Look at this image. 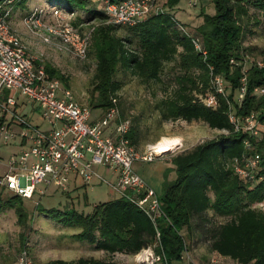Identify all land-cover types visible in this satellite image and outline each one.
<instances>
[{
	"label": "trees",
	"instance_id": "1",
	"mask_svg": "<svg viewBox=\"0 0 264 264\" xmlns=\"http://www.w3.org/2000/svg\"><path fill=\"white\" fill-rule=\"evenodd\" d=\"M47 1L71 11L70 21L74 25L88 18L99 20L90 26L86 52L95 59L91 90L96 95L90 100L93 107H110L112 97L118 106L117 91L122 80L115 75L120 63L148 83L160 80L164 64L173 60L171 71L166 72L172 88L164 89V94L154 103L160 121L202 120L209 127L226 132L221 131L171 157L176 176L158 194L162 214L155 223L123 195L96 203L85 213L73 207H42L36 202L38 212L75 228L70 238L85 240L92 248L108 253H135L152 246L158 239L153 249L167 264H180L181 254L187 248L183 227L190 236L193 229L197 232L198 226L203 225L209 232L205 236L211 250L232 258L236 264H264V209L255 206L264 200V131L253 136L234 130L228 114L231 106L238 115L259 111V116H264V94L254 92L255 86L264 84V47L260 50L263 65L258 66L253 60L246 67V90L242 99L233 97L244 73V56L256 47L242 42L243 21L249 17L248 5L264 13V0H211L214 11L202 10L201 21L193 26L178 19L170 9L126 25L106 22L103 9L86 0ZM178 1L164 2L172 7ZM178 22L186 27V32L178 28ZM119 25L129 28L135 37V47H129V38L116 32ZM192 38L200 41L206 49L205 55L195 48ZM44 67L49 75L64 80L62 73L48 63ZM215 74L224 77L226 92L218 94L217 105L210 107L199 94L215 90L211 82ZM138 133L130 123L126 135L134 145L140 139ZM252 153L259 154L254 178L240 177L233 171L231 160ZM5 208L14 211L19 224L25 223L27 212L19 195L0 197V211ZM208 209L213 215L226 217L225 220L212 225ZM61 261L56 259L50 263ZM74 262L103 264L92 257H77Z\"/></svg>",
	"mask_w": 264,
	"mask_h": 264
},
{
	"label": "built area",
	"instance_id": "2",
	"mask_svg": "<svg viewBox=\"0 0 264 264\" xmlns=\"http://www.w3.org/2000/svg\"><path fill=\"white\" fill-rule=\"evenodd\" d=\"M17 0L0 1V143L18 138L20 146L8 152L0 160L5 170L0 174V188L11 191L22 198L31 199L33 194L46 193V187L53 185L59 191H68L71 176L85 184L93 177L107 183L119 195L126 196L137 204L155 223L162 214L161 202L155 190L136 171L137 160H152L161 151L150 145L139 150L126 135L130 119L122 118L112 97L113 104L106 108L100 117L90 119V107L75 99L72 91L64 86L59 78L49 75L44 63L27 46L17 31L10 25L11 7ZM101 3L105 21L115 24L132 25L152 14L166 10L160 0H86ZM194 5L196 0H189ZM71 11L51 5L49 9L33 5L20 20L26 32L43 44L65 52L76 58L86 56L89 31L71 23ZM178 28L186 32V27L178 22ZM193 44L203 55L206 49L197 38ZM232 60V59H231ZM258 66L261 58L254 59ZM246 67L240 77L239 100L246 90ZM215 90L199 94L200 99L210 107L218 103V94H225V79L220 74L211 77ZM15 90L35 100L40 107V117L48 123L47 128H39L15 112ZM254 92L264 94V84L254 87ZM8 117H4L5 113ZM229 119L234 130H243L253 136L260 134L259 124L264 116L259 111L238 115L229 107ZM264 114V112H263ZM113 124V133L106 128ZM226 132V130H222ZM245 144L249 142L245 140ZM259 154L252 153L234 157L231 160L233 171L240 177L254 178L258 168ZM93 165H103L115 173V180H107L96 173ZM159 237V231L156 232ZM158 240V239H157ZM142 248L134 253L139 264H155L163 261L153 246ZM143 250V251H142ZM180 264H199L185 248ZM231 260L227 262V260ZM12 264H76L72 261L45 263L34 260L22 248ZM114 264V263H108ZM207 264H236L230 257L215 254Z\"/></svg>",
	"mask_w": 264,
	"mask_h": 264
},
{
	"label": "rangeland",
	"instance_id": "3",
	"mask_svg": "<svg viewBox=\"0 0 264 264\" xmlns=\"http://www.w3.org/2000/svg\"><path fill=\"white\" fill-rule=\"evenodd\" d=\"M166 0H160L166 10L170 9L175 16L185 22L189 26H193L201 21V11L205 10L212 13L214 11L213 2L211 0H196L197 3L192 5L189 0H179L174 6L170 7ZM93 3V2H90ZM97 7L102 8L101 3H93ZM41 6L44 9H49L51 3L47 0H21V2L12 5L9 16L10 25L17 31L21 38L26 42L29 49L43 63H48L53 68L62 73L64 80L60 82L67 86L73 93L75 99L79 102L86 103L91 113L99 111V108L92 107V102L96 92L91 90L95 59L88 52L84 58H76L65 52L55 50L51 46L43 44L38 39L31 37L21 23L20 17L22 14L29 11L33 6ZM249 17H245L244 34L242 42L244 45L256 46L249 51L243 60V66L247 67L256 58H262L260 52L264 47V13L260 9L248 5ZM256 20H259L257 22ZM99 22L96 18H88L79 26L82 30H87L94 23ZM116 32L122 36L129 38L128 46L135 47V37L126 25H119ZM174 61H169L164 64L163 74L159 80H151L145 83L140 78L134 75L131 70L119 64L118 71L115 77L122 80V86L117 91L118 107L121 116L130 119L131 126L138 130L140 139L143 143L136 145L139 150L146 149L149 144H153L161 136L174 137L176 134H181L180 143L170 150L162 151L152 160H137L134 163L138 165L137 172L144 180L153 187L157 194H160L168 181H171L176 176L175 164L171 157L184 150L189 149L198 142L211 138L222 130L209 127L202 120L186 121L183 119H168L160 121L159 112L154 108V103L164 94V89H171L172 82L167 78L166 72H170ZM229 89H227L228 91ZM14 96L16 99L15 112L23 116L30 123L36 124L39 128H47L48 123L40 117V107L38 103L15 90ZM233 97L239 100L240 94L237 90L234 91ZM92 107V108H91ZM1 114V113H0ZM6 112L4 117H8ZM260 132L264 131V121L259 124ZM176 137V136H175ZM148 142H145V141ZM20 146L19 139H10L7 143H0V160H4L8 152H14ZM153 168H159L162 175H158V171ZM96 173L104 176L107 180L112 181V175L107 167L103 165H93ZM5 170L4 165L0 162V174ZM111 187L93 177L87 183L68 191H59L53 185L46 187V193L41 195L33 194L31 199L22 198V203L27 212V218L24 224H19L16 220V215L11 208H5L0 211V264H12L18 252L25 248L28 254L34 260L38 259V255L52 256V259L42 261L50 263L53 260L59 259L62 261H73L75 257L87 254L96 256L103 264H139L134 259V253L122 255L120 253H108L101 249L92 248L87 245L85 240H75L69 237L71 232L76 229L71 226L63 225L43 213H39L35 208L37 202L42 207H73L82 212H89L92 206L96 203L106 201L111 197L117 196L116 190L111 193ZM13 194L11 191L0 188V197ZM211 194V193H210ZM255 206L264 209V200L257 203ZM213 211L208 209V215L212 225L214 223L225 220L226 217L213 215ZM211 225V224H210ZM196 232L192 230V235L188 236L186 228L181 230L187 242V249L191 256L195 259H201L203 256L210 253L207 235L204 226H198ZM207 235L205 236V234ZM146 248V247H144ZM142 249V248H141ZM143 251V250H142ZM202 260V259H201ZM231 260H227L230 262ZM155 264H163L162 261H156Z\"/></svg>",
	"mask_w": 264,
	"mask_h": 264
},
{
	"label": "crops",
	"instance_id": "4",
	"mask_svg": "<svg viewBox=\"0 0 264 264\" xmlns=\"http://www.w3.org/2000/svg\"><path fill=\"white\" fill-rule=\"evenodd\" d=\"M93 107V106H92ZM91 107V108H92ZM94 107H97V108H99V111H97V112H95V113H91V109H90V119H95V118H97V117H100L102 114H103V112H104V108L103 107H100V106H94ZM106 132H108V133H113V124H110V126L109 127H107L106 128ZM177 138H178V141H180V139H181V137H182V135L181 134H176L175 135ZM143 139H138L137 141H136V144H135V146L136 145H139V144H141V143H143V141H142ZM145 142H148L147 140L145 141ZM180 143V142H179ZM179 143H177L176 144V146L179 144ZM150 145V144H149ZM148 145V146H149ZM137 147V146H136ZM138 148V147H137ZM135 167V169L137 170V167H138V165H135L134 166ZM108 169V168H107ZM155 169L156 168H153V170L155 171ZM109 170V169H108ZM157 171H158V175H162L161 174V171H160V169L159 168H157L156 169ZM109 172L112 174V175H114V179L112 180V181H114L115 180V173H113V172H111V170H109ZM149 184V183H148ZM81 185H83L79 180H78V178H77V176H71L70 177V182H69V189H73V188H77V187H79V186H81ZM150 185V184H149ZM151 186V185H150ZM111 187V186H110ZM153 188V187H152ZM113 188L111 187V189L109 190L111 193L113 192ZM118 193V192H117ZM119 195V194H118ZM117 195V196H118ZM115 197V196H114ZM112 198V197H111ZM88 245V244H87ZM210 253H208V255L206 254V256L204 255L203 256V258H201V259H195L199 264H207V262H208V260H209V258L212 256V255H215V254H219V253H217L216 251H213V250H211L210 249ZM115 253H120V254H122V255H125V254H127V253H124V252H115ZM220 255V254H219ZM77 257H79V256H75V257H67V258H77ZM81 257H92V258H97L96 256H94V255H92V254H87V255H82ZM226 257H228V256H226ZM53 257L52 256H49V257H47V256H44V255H38V259H40V260H37V261H46V260H49V259H52ZM233 260V259H232ZM234 261V260H233ZM62 262V261H61ZM73 262V261H72Z\"/></svg>",
	"mask_w": 264,
	"mask_h": 264
},
{
	"label": "bare ground",
	"instance_id": "5",
	"mask_svg": "<svg viewBox=\"0 0 264 264\" xmlns=\"http://www.w3.org/2000/svg\"><path fill=\"white\" fill-rule=\"evenodd\" d=\"M175 141H178L177 137H166L161 136L156 141L153 142V144L150 146L156 148L158 151H164V150H170L171 148H174L177 143ZM163 149V150H161Z\"/></svg>",
	"mask_w": 264,
	"mask_h": 264
},
{
	"label": "snow or ice",
	"instance_id": "6",
	"mask_svg": "<svg viewBox=\"0 0 264 264\" xmlns=\"http://www.w3.org/2000/svg\"><path fill=\"white\" fill-rule=\"evenodd\" d=\"M175 143H179V141H175ZM161 150H163V149H161Z\"/></svg>",
	"mask_w": 264,
	"mask_h": 264
}]
</instances>
